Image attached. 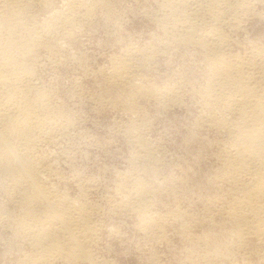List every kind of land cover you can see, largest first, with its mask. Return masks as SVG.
Returning a JSON list of instances; mask_svg holds the SVG:
<instances>
[{"label":"rangeland","instance_id":"obj_1","mask_svg":"<svg viewBox=\"0 0 264 264\" xmlns=\"http://www.w3.org/2000/svg\"><path fill=\"white\" fill-rule=\"evenodd\" d=\"M163 2L47 0L22 11V22L35 26L42 39L29 62L30 77L15 84L22 92L28 89L23 93L33 115L45 122L29 142L22 177L0 170V264H33L41 250L32 244L29 225L39 219L36 225L43 224L47 200L63 197L65 208L73 203L97 229L86 241L92 261L55 257L50 264H264V235L246 232L239 238L237 221L227 215L241 210L238 201L255 184L244 174L233 182L222 160L235 142L228 123L240 116L233 106L227 112L225 101L223 109L219 103L203 105L213 78L207 51L165 36L155 19L163 14ZM80 4L91 10L86 19L74 14ZM263 4L254 0L236 22L226 19L219 28L222 50L238 56L241 69L248 67L253 77L264 72V59L252 53L264 52ZM70 15L78 17L76 25L61 23ZM208 31L206 26L201 35L211 42ZM133 51L144 56L135 70L138 83L167 93L164 103L110 84L116 76L112 60ZM210 114L227 122L226 128L207 125ZM135 140L145 143L149 161L139 155L145 153ZM17 141L11 144L22 145ZM133 177L153 191L145 199L146 214L134 203ZM24 192L32 198L25 201Z\"/></svg>","mask_w":264,"mask_h":264},{"label":"bare ground","instance_id":"obj_2","mask_svg":"<svg viewBox=\"0 0 264 264\" xmlns=\"http://www.w3.org/2000/svg\"><path fill=\"white\" fill-rule=\"evenodd\" d=\"M253 1L254 0L251 2L253 3ZM36 2H39L40 4L44 3L45 5L47 0H0V164L3 166L0 167V170L3 169V171L7 173V175H10L11 178L22 177L24 169L27 168L25 158H29L26 156L31 150L29 142H31L32 139L34 141L36 132L39 131V126L43 125L42 122H45L44 119L36 116V114H34L35 116L33 115V110L30 107L31 105H28L29 101L26 99L27 93H29L26 91L28 89H25L27 93L24 95L23 92L25 91L22 92L15 84L17 78L19 79L31 74L29 70L30 67H28L29 62L33 63L31 61L34 59L35 48L41 45L42 35L40 32L36 31V28H34L35 26L29 27L26 25L27 23L25 24L22 22V11L26 7H29V4L32 6V4ZM186 2L187 0H164L163 4L160 6L163 8V14L161 15L160 13V18H158L157 16L159 15H157V18L155 17V19H157L158 23H160L165 36L169 34L173 37H178V39L181 40L179 42H184L183 44L199 45V47H202V49L204 48L207 51V55H204L207 56V59L211 62V66L213 67V78L208 84L207 91H204L205 93L203 92L205 97V104L203 105H206L207 107L215 106V108H217L216 106H218L219 103L222 105V109L224 107L229 108L226 110L227 112L228 110L230 111L231 106L234 107L232 109H234V111L236 110V113L238 111V116L240 117L236 119L237 121H232V124L230 123L231 121L229 122L228 119L225 118L229 122L228 126L230 124V128L228 127L227 129L233 135L235 142L233 140L234 143L228 148L229 150L227 156L222 160L224 162V166H227L229 171L228 174L231 175V180H233V182H236L237 184V181H239L237 180V176H239L238 179H240V176L244 174L247 175L249 179L255 180V184L252 183L253 186L248 191L246 190L247 192L245 191L246 193H243L244 196L242 195L243 197L240 202L238 201L241 210L235 211V209H233L232 211H229V213L226 212V214L228 213L227 215H232V217L237 221L235 223L239 229V238L243 237L246 232L247 235L248 233L250 234L254 232L255 234L264 235V221L261 219V215H264V87L262 86L264 72H260V76L258 77H253L251 75L252 72H249L248 67H245L246 70L243 71L241 69L243 63L239 62L238 56L229 57L228 54L222 50L221 45L224 42V37L222 34L223 32L219 31V28H221L220 26L224 25L222 23L226 19L234 21L237 19L238 14H240L241 11H249L248 9H251L249 6L252 3H250L249 0H191L190 2H192L194 6L192 5L193 7H189V11L187 12L184 10L186 9L184 8ZM72 7H74V5ZM72 9L74 14L78 15L80 18L86 19L85 17H89L91 14L89 7L82 4L79 6L77 5V7ZM160 12H162V10ZM76 20H78V17L76 19L75 16H65L61 23H69L70 26H74L76 25ZM193 20H195V22L198 21V23H194ZM178 26L182 28L180 30L181 33L178 32ZM206 26H208L209 29L208 34H211L212 36V39L210 37L212 41H208L209 43L206 42V38L204 40V37L201 35V32ZM55 27L56 26H54V28ZM54 28L51 30H54ZM72 28L73 27H71V29ZM44 31L46 30H43V32ZM48 31L50 32V30ZM70 32L72 31L70 30ZM17 33H19V36H17ZM66 33L68 32L66 31ZM205 34L206 36L208 35L207 33ZM205 50L203 51L205 52ZM252 53L257 56L260 54L259 56L264 59V52L261 51L260 53L259 49H255ZM138 55L141 56V58H137ZM143 57V54L140 55L139 53L133 51L131 52L130 57L128 56L125 59L114 58L111 63L113 68L112 71H114L115 75L118 77L116 78L115 76V78H112L110 84L112 87L116 88V90L120 89V92L122 89L133 90L136 91L137 94L139 93L138 95L148 94V96L150 95V97L152 96L161 103H164L163 99L166 98L165 95H167V93L159 91V89L157 90L154 87V89L146 88L140 85L137 81L135 70L140 68L144 63L142 62ZM250 66L253 67V65ZM223 101H225L224 107L222 103ZM130 103L127 102L126 104L130 106ZM213 111H215V109H213ZM206 113H208L207 110ZM211 116V119L208 118L209 123L207 125L210 124V127L213 125L217 128L225 126L224 128H226L227 122L225 123L222 118L220 120L219 118L215 119V117H213L215 115ZM138 126H141V124ZM132 130L134 129L132 128ZM229 131L227 132L229 133ZM231 134L230 137L232 136ZM12 137H14L13 140ZM14 139H17L19 144L22 141V145H19L22 147V153L17 150L19 149L16 148L18 145L14 146L15 144L13 142L12 143L14 145L11 144V141H14ZM137 141L139 142V140ZM137 141L134 145L137 144ZM144 144L142 141L141 144H137L140 147L139 149H141L140 151L145 153L143 156L142 154L139 155H141V157H146V160L148 159L147 161H149L150 153ZM24 175L26 174L24 173ZM137 179L138 178L134 177L131 179L135 184L133 190L135 199L137 197L136 201L134 200V203L137 205V211L145 213L148 206L147 202L150 203L145 199L152 190H149L147 186L146 188L144 186L145 184H140L138 181L139 179ZM38 195H40V193ZM22 198L27 201L32 197L28 196V194L24 192ZM57 199L59 198L47 200L44 211L45 214H43L45 216V219L42 222L43 224H40V226L36 225L41 223L43 220L39 219V221L36 219V221L38 220V223H30L29 225V232L33 242L32 244H35V246L41 250L40 255H38L32 263L50 264L55 257L62 258L66 261L91 260V252L88 250L89 248H86V241L95 235L97 231L96 227L93 223H90V221L88 222L84 213L83 215L82 212H79L81 210L73 207V203L69 202L73 206L70 204V207L67 206L68 208L72 207L71 211L70 209L65 208L67 204L66 202L68 201L67 199L63 200L64 197L62 200ZM256 224L259 227L261 226L262 229H258ZM31 226L33 227L31 228ZM254 229L256 230L254 231ZM28 235L29 234L27 233V236ZM31 238L29 239L31 240Z\"/></svg>","mask_w":264,"mask_h":264}]
</instances>
